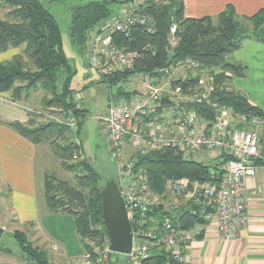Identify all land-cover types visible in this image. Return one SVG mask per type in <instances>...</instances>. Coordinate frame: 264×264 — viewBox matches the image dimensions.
<instances>
[{"label": "trees", "instance_id": "trees-1", "mask_svg": "<svg viewBox=\"0 0 264 264\" xmlns=\"http://www.w3.org/2000/svg\"><path fill=\"white\" fill-rule=\"evenodd\" d=\"M47 1L49 4H63L68 0ZM0 2L8 10L5 18H0V53L21 49L20 54L12 59L0 62V95L9 94L10 101L19 104L29 101L32 94L44 92L46 96L42 103L46 110L58 111L65 116L72 114L80 120L77 132L80 145L74 142L75 138L67 127L55 121L37 127H34L31 120L27 124L15 122L7 123V126L34 145L55 137L51 141V149L61 160L64 170L74 175V182L45 174L46 206L51 214H67L74 218L84 252L93 254L96 248H103L108 242L101 204V190L108 181L103 184L101 174L87 159L79 156L80 151L83 155L80 133L88 112L81 106L79 108L75 99L76 91L72 88V82L76 71L65 54L58 21L40 0ZM118 7L117 1L108 0H91L73 5L69 24L72 46L85 56L86 43L91 33L98 25L111 18ZM141 13L154 20L153 33L137 25L129 38L119 34L114 39V44L120 49L138 54L132 69L100 77L101 82L110 89H117L116 99L130 96L123 91V86L131 76L152 74L157 69L189 59L198 62L200 71L212 76L216 86L211 104L188 106L197 112L199 118L212 122L216 117L213 104L230 107L237 115H259L264 118V113L251 104L246 94L232 87L233 79L247 77V67L228 60L245 41L264 44V9L253 16H240L229 5L214 21L211 17L185 18L182 0H147ZM174 24L177 25L178 42L171 49L169 36ZM171 53L176 54V57L169 63ZM199 79V76L194 78L189 75L187 84H196ZM177 84H181V81H177ZM60 141L63 142L59 143ZM76 154L80 158L77 161L74 160ZM227 161L228 158L217 163L200 162L167 150L139 157L137 168L148 175L155 191L164 193L169 179H186L191 183L219 181ZM175 211L177 217L164 212L160 207L152 215L159 224L168 217L175 228L186 231H193L204 224L198 214L191 215L182 208ZM202 234L200 232L197 238H201ZM14 238L19 242L28 264H53L47 252L28 243L24 234L15 233ZM2 252L10 253L7 249L0 248V253ZM120 260V254H111L110 264H120ZM142 264H172V260L164 250L154 249Z\"/></svg>", "mask_w": 264, "mask_h": 264}, {"label": "built area", "instance_id": "built-area-1", "mask_svg": "<svg viewBox=\"0 0 264 264\" xmlns=\"http://www.w3.org/2000/svg\"><path fill=\"white\" fill-rule=\"evenodd\" d=\"M108 1H117L118 10L91 33L85 52L89 67L100 77L132 69L138 56L117 47L116 35L129 38L137 25L149 33L155 30L154 20L141 13L147 0ZM3 6L0 2V8ZM176 34L174 24L169 36L171 49L177 46ZM184 69L197 73L194 78L199 76V82L187 84L188 74L177 78ZM203 74L200 64L188 59L152 74L133 75L123 86L130 96L113 100L107 112L97 117L106 132L107 147L118 171L116 183L132 226L133 243L127 264H142L154 249L167 252L172 264L189 263L186 252L193 241L192 231L175 228L168 217L159 224L152 213L160 207L173 217L175 210L181 208L191 215L198 214L204 221L197 226L199 231L213 229L226 242L239 241L248 224L246 180L254 178L258 168L264 167V118L237 115L220 104L212 105L216 114L212 122L199 118L188 106L210 103L216 91L214 78ZM165 79L167 90L161 85ZM54 121L67 127L74 142L80 145L77 118L71 114ZM167 150L185 158L202 153L207 156L202 160L205 162L217 163L223 158L228 161L219 181L191 183L174 178L167 180L165 192L159 193L151 187L148 175L137 168V159ZM74 160H79L77 154ZM170 196L181 202V208L169 204ZM111 254L108 239L93 254L84 252L81 264H110ZM64 264L76 263L69 260Z\"/></svg>", "mask_w": 264, "mask_h": 264}, {"label": "crops", "instance_id": "crops-1", "mask_svg": "<svg viewBox=\"0 0 264 264\" xmlns=\"http://www.w3.org/2000/svg\"><path fill=\"white\" fill-rule=\"evenodd\" d=\"M182 1L185 18L192 19L211 17L216 21L229 5L240 16H253L264 9V0ZM15 54L11 51L0 62L12 59ZM230 59L248 69L246 78L233 79L232 87L246 94L251 104L264 113V44L245 41ZM4 96L0 95V183L10 192L13 215L18 224L33 223L35 232L49 241H56L62 247L65 262L75 260L84 250L81 245L79 248L77 246L79 238L74 218L70 221L49 213L45 202V175L41 192L36 185L38 145L32 144L7 126V123L15 122L27 124L28 110ZM113 100L111 96V102ZM81 134L82 129V140ZM83 158L86 159L84 147ZM245 191L248 199V224L241 239L223 241L213 229L197 238L200 231L196 227L192 231L193 241L186 252L188 264H264V167L258 168L254 178L246 180ZM57 222L64 225L61 231L56 227Z\"/></svg>", "mask_w": 264, "mask_h": 264}, {"label": "rangeland", "instance_id": "rangeland-1", "mask_svg": "<svg viewBox=\"0 0 264 264\" xmlns=\"http://www.w3.org/2000/svg\"><path fill=\"white\" fill-rule=\"evenodd\" d=\"M88 1L91 0H68L63 4H49L47 0H40V2L57 19L62 33L65 54L71 66L76 71V75L72 82V88L76 91L75 99L78 102V107L80 108L81 106L88 112L86 121L82 128V147L85 148L86 159L104 178V181L102 182L104 184V182L110 180L117 181L118 171L115 167V163L111 159L107 147L106 132L102 128V124L98 121L97 117L105 112L111 103V96H113L114 100H116L115 95L117 93V89H110L106 84L101 82L100 76L89 67L85 56L72 46L69 37L71 7L75 4L86 3ZM7 11L8 10L4 9V7L0 8L1 19L5 18ZM11 51L16 53V56L20 54L21 49H12L8 52L0 53V61L6 59V55L11 53ZM228 60H231L230 57H228ZM183 74H188L190 77H194L197 73L184 69L179 72L176 77L178 78ZM203 75L206 76L205 73ZM166 81L167 80L165 79L161 83L165 90L168 89V87L165 86ZM133 88L135 89V87H132V89ZM45 96L46 94L44 92L39 91L32 94L29 101L19 103L27 108L29 120L34 122V127L47 122H52L54 120H61L64 117V115L58 111H50L44 108L42 99ZM4 97L10 101L9 94H6ZM77 120L79 119L77 118ZM52 139H55V137H50L48 141L38 144V155L35 162V176L36 185L40 192L43 189V176L45 174L54 175L60 180L74 182V175L64 170L61 160L58 159L52 151L50 145ZM62 142L63 141H60L59 143ZM79 156H81L80 158H83L81 153ZM206 158L207 156L202 153H196L188 157V159L200 162L204 159L206 160ZM170 198L171 196L168 198V200H170L169 204H174L173 206L175 208H181V202L178 203L177 200ZM9 200L10 192L0 183V229L3 230V235L0 237V248L10 251V253H0V264H28V259L23 255V252L19 247V242L14 238L15 233L24 234L28 243L46 251L53 264H64L68 262L69 260L65 262L63 258V251H61L62 247L56 241L52 239L49 241L48 239L42 237L39 233L35 232V226L33 223H27L24 225L18 224L13 215ZM53 216H57V218L59 217L60 219L67 218L70 221L73 220V217L67 214H53ZM56 227L61 231L64 228V225L57 222ZM76 242L79 248L81 245L79 240L77 239ZM82 255L75 259L76 264H81ZM120 258V264H126L129 261L128 255H120Z\"/></svg>", "mask_w": 264, "mask_h": 264}, {"label": "water", "instance_id": "water-1", "mask_svg": "<svg viewBox=\"0 0 264 264\" xmlns=\"http://www.w3.org/2000/svg\"><path fill=\"white\" fill-rule=\"evenodd\" d=\"M133 1V0H131ZM176 57L171 53L169 63ZM102 218L113 253L128 255L132 250L133 233L126 205L115 180L108 181L101 190ZM3 230L0 229V237Z\"/></svg>", "mask_w": 264, "mask_h": 264}]
</instances>
